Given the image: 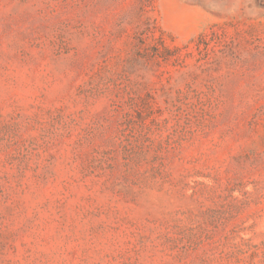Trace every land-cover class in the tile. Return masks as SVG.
I'll list each match as a JSON object with an SVG mask.
<instances>
[{
  "label": "rangeland",
  "instance_id": "1",
  "mask_svg": "<svg viewBox=\"0 0 264 264\" xmlns=\"http://www.w3.org/2000/svg\"><path fill=\"white\" fill-rule=\"evenodd\" d=\"M0 264H264V0H0Z\"/></svg>",
  "mask_w": 264,
  "mask_h": 264
}]
</instances>
